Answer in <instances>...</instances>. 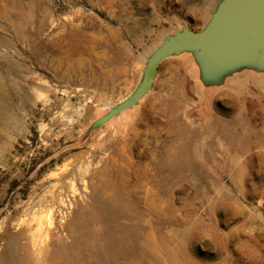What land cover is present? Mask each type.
<instances>
[{
	"label": "rangeland",
	"instance_id": "obj_1",
	"mask_svg": "<svg viewBox=\"0 0 264 264\" xmlns=\"http://www.w3.org/2000/svg\"><path fill=\"white\" fill-rule=\"evenodd\" d=\"M219 1L0 0V264H264V76L165 59L83 139Z\"/></svg>",
	"mask_w": 264,
	"mask_h": 264
},
{
	"label": "water",
	"instance_id": "obj_2",
	"mask_svg": "<svg viewBox=\"0 0 264 264\" xmlns=\"http://www.w3.org/2000/svg\"><path fill=\"white\" fill-rule=\"evenodd\" d=\"M185 53L193 54L197 61L205 91L225 87L227 78L238 72L264 76V0H220L204 30L176 31L147 58L137 89L95 121L83 139L114 117L138 106L152 90L159 65L165 59Z\"/></svg>",
	"mask_w": 264,
	"mask_h": 264
},
{
	"label": "bare ground",
	"instance_id": "obj_3",
	"mask_svg": "<svg viewBox=\"0 0 264 264\" xmlns=\"http://www.w3.org/2000/svg\"><path fill=\"white\" fill-rule=\"evenodd\" d=\"M124 100H125V99H124ZM124 100H123V101H124ZM35 243H36V242H35Z\"/></svg>",
	"mask_w": 264,
	"mask_h": 264
}]
</instances>
